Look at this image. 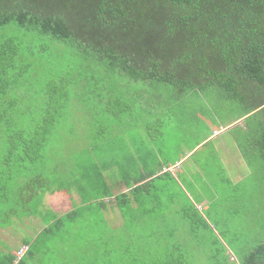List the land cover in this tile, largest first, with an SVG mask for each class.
Wrapping results in <instances>:
<instances>
[{"label": "trees", "instance_id": "obj_1", "mask_svg": "<svg viewBox=\"0 0 264 264\" xmlns=\"http://www.w3.org/2000/svg\"><path fill=\"white\" fill-rule=\"evenodd\" d=\"M200 97L234 125L264 184V0H0V228L37 218L46 194L76 189L84 205L114 197L124 216L120 228L78 212L50 217L22 239L24 257L8 249L0 264H264V226L211 248L202 217H138L159 182L177 180L132 153L119 158L112 138L137 129L153 144L161 117ZM118 166L130 194L104 176Z\"/></svg>", "mask_w": 264, "mask_h": 264}, {"label": "crops", "instance_id": "obj_2", "mask_svg": "<svg viewBox=\"0 0 264 264\" xmlns=\"http://www.w3.org/2000/svg\"><path fill=\"white\" fill-rule=\"evenodd\" d=\"M108 82L110 81H107L106 83ZM136 87L137 86L134 85L133 89ZM186 100L188 99L186 98ZM186 100L183 102L184 104H182L180 109L176 111H169L167 117L165 116L163 119H167L168 123L170 121L173 122L175 119L179 125L182 121L187 120V118L189 119L188 113L190 110ZM197 104V107H192V109H199L200 105L202 107L206 106L207 108H210L201 97L199 98ZM137 107L139 111L137 112L140 113V105L138 104ZM154 114L157 116L159 113L155 111ZM200 114L201 113L199 112V115ZM195 118L196 121L200 123H204V121L206 123L207 121L204 118H201V116L199 117L198 113H195ZM209 120L210 121L208 125L213 126V128L210 129L211 131H209L206 136L198 140V143L196 142L197 144L192 147L187 145L179 146V149L184 151V155L181 154V156H179L180 159H174L162 151L163 149L161 148V145L162 143L164 144V134L158 133L156 136H153L154 138L150 137V139L153 141V144L150 142L147 144L143 143L145 140V135L136 133L137 129L134 130L133 133L125 131V133L118 132L116 135H114L112 139L117 142L115 145V154L119 158L124 157L126 154L130 155L132 153V158L135 156L134 159H137L138 161L140 160L142 165L147 168L148 172L158 171L159 175L169 172L173 175L174 179L177 180L174 184L159 182V187L155 189H159L163 192L158 193L156 190H154L156 191L154 193L151 192L147 196L149 200L148 206L143 209V212L138 214V217H155L157 215V211H160L159 214L163 213V216L158 214L159 217H178V214L181 217H188L189 214L192 215V217H216V206L222 197V195L218 192L221 191L219 186L222 183V180L226 182V179L229 178L230 180L232 179L231 181L238 183L239 181L243 180L245 176L252 174L249 166L237 147L234 137L230 133V130L234 128V125L223 126L216 112L215 115L212 114L210 116ZM156 123H159V121H156L155 124ZM163 128H165V126ZM210 146L212 147V150L204 152L205 150L203 149ZM200 153L202 154V157H198V154ZM146 157H149L147 163L145 162ZM188 162H191L190 166L187 165ZM125 171L128 172L127 170H124L118 166L117 168L114 167L110 170L107 169V172H105L104 176L116 195L121 193L130 194V189L126 187V184L121 178L122 172L127 174ZM216 171L218 173L217 181ZM196 172L200 173L202 178H205L206 174L213 173L212 185L200 182L199 183L201 185H196V183L190 178V175ZM227 184L228 183H226V185ZM90 186H92V184L88 185V187ZM228 188H230V186H228ZM85 195H87V192H85ZM55 196L57 199L62 201L63 205H66L61 208L62 210L59 209L61 206V201L58 200L59 202H56L55 200L57 199ZM47 198H49V201ZM43 199L44 204L46 207H48V209L49 207H57V209H49L48 212L45 210L43 212V210H41L37 213V218H24L22 222H16L10 228H0V234L10 232L15 236H18V238L24 239L27 236L20 235L18 230L20 228L23 230H28L29 227V230L34 229L35 232L34 234L30 233V235L32 237H36L45 227V224L43 223L46 220L45 217H63L72 212H78V214L75 213L76 215L74 216L78 217L82 210L90 214H98L99 217H104L108 222V225L112 226L113 228H120V226L123 225L122 217L124 216L122 215L118 206L113 203L114 197L105 198V200H103L102 206H92L90 204L84 205L82 195L76 189L69 195L59 192L46 194ZM70 205H74L75 207L79 208L73 209L71 211L69 210L70 212H66L64 214L63 211H66L65 209H70ZM190 207L192 209L186 214V209H189ZM21 243L23 246L20 249L23 247L28 248L24 242ZM8 249L9 246L0 240V254L6 253ZM12 250L17 254V251L14 249Z\"/></svg>", "mask_w": 264, "mask_h": 264}, {"label": "rangeland", "instance_id": "obj_3", "mask_svg": "<svg viewBox=\"0 0 264 264\" xmlns=\"http://www.w3.org/2000/svg\"><path fill=\"white\" fill-rule=\"evenodd\" d=\"M12 36H14V34H12ZM139 85L143 87L141 84ZM38 88H36L35 92L37 93L39 92L38 94H40L42 87H40L39 85ZM77 88L78 87L75 84L73 89H77ZM45 90L46 89L44 88V91ZM57 93L56 96L53 97L54 101L59 99L58 96L62 97L61 93L58 94ZM62 93L64 94V92ZM189 100H190L188 102L190 104L189 105L190 112L188 113L189 119L187 118V120L182 121L180 125L175 121V119L173 120V122L170 121L168 123L167 119L163 121L164 116L161 117L162 123L160 124L162 126L159 127L165 126V128H161L158 130V132L164 134L165 145L162 143L161 148L163 149L162 151L166 155L171 156L174 159H180L179 156H181V154L184 155V151L180 150L179 146L181 145H187L189 147L194 146L195 144L198 143V140L206 136L209 133V131H211L210 129L213 128V126L211 125L209 126L208 124L210 121L209 120L210 116L212 114L215 115L214 107L207 108L206 106L202 107L200 105L199 109L197 108L192 109V107H197L198 104H196L193 99L192 100L189 99ZM62 102H64V100H62ZM199 112L201 113L200 115ZM195 113H198L199 117L201 116V118L207 120L206 123L205 121L204 123H200L196 121ZM151 122H149L150 126L151 125L154 126L153 123H155L156 121H153L152 123ZM203 150H205L204 152H208V150H212V147L211 146L208 148L205 147ZM198 157H202V154L201 153L198 154ZM190 163L191 162H188L187 165L190 166ZM86 166H88V163L85 164V167ZM217 174L218 173L216 171V181L218 178ZM190 178L192 181L196 183V185H201L200 183H204V184L208 183L212 185L213 183V173H209L205 175L206 181L205 178H202L201 174L197 172L190 175ZM90 183H91L90 181L89 182L85 181L83 185L87 187V189L89 190L90 187H88V185H90ZM232 183H233L232 188L231 187L228 188L226 183L222 180V183L219 186L221 191L218 192L222 195V197L219 200L218 205L216 206V217H202L206 219V221H208L210 224V226H208L207 224H202L205 225V227H203V229H205L204 233L209 238V240L204 241L207 247L216 248V246L219 247L221 246V244L224 246H226L227 244H233L234 246H236L237 241L240 238H244V237L253 240L254 238H256V236L261 231V228L264 226V184H262L259 178L254 174L245 176L244 179L239 181L238 183L237 182L235 183L234 181H232ZM95 190L96 188H94L91 192L94 193ZM55 198L57 199L56 196ZM47 200L49 201V198H47ZM58 200L59 199L55 201L56 202L61 201ZM39 204H37L36 206L37 209L34 211L35 213L41 210H43V212L44 210L48 212L49 209L51 210L57 209V207L55 208L49 207L48 209V207H46L44 204V199H43V204L40 206ZM63 206L66 205H63L61 201V206L59 207V209H61ZM70 206H71L70 209H65L66 211H63L64 214L66 212H70L73 209L79 208V207H75L74 205H70ZM78 217H99V216L98 214H90L82 210L81 214ZM48 218L50 217H45L46 220ZM81 230H85V228L83 229L81 227L76 228L74 232L76 234H80L82 233ZM18 231L20 235L29 236V237H32L30 233L33 234L35 233L34 229L29 230V227L28 230L27 229L23 230L22 228H20ZM216 236L217 239L220 240L217 244H216ZM0 240L4 244L9 246L10 250L14 249L15 251H17V254L20 251L19 249L23 246V244L21 243L22 238H18V236H15L13 233L10 232L9 233L7 232L5 234L3 233L0 234ZM234 250H233L234 251L233 255H237V257L242 256L241 255L242 252H240L239 249L237 250V252L236 249ZM228 255L229 254L227 253V256ZM18 261L19 259L17 255V262ZM38 261L39 258L37 259L36 257L29 258L28 264H48V260L46 259V257L43 263H37Z\"/></svg>", "mask_w": 264, "mask_h": 264}, {"label": "built area", "instance_id": "obj_4", "mask_svg": "<svg viewBox=\"0 0 264 264\" xmlns=\"http://www.w3.org/2000/svg\"><path fill=\"white\" fill-rule=\"evenodd\" d=\"M28 248L23 247L22 249H20V251L18 252V259L20 260L22 257H24V255L27 253Z\"/></svg>", "mask_w": 264, "mask_h": 264}]
</instances>
